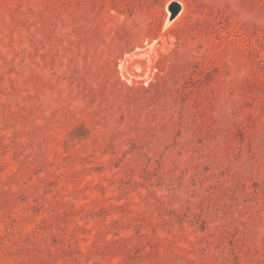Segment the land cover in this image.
Instances as JSON below:
<instances>
[{
  "label": "rangeland",
  "instance_id": "1",
  "mask_svg": "<svg viewBox=\"0 0 264 264\" xmlns=\"http://www.w3.org/2000/svg\"><path fill=\"white\" fill-rule=\"evenodd\" d=\"M0 264H264V0H0Z\"/></svg>",
  "mask_w": 264,
  "mask_h": 264
},
{
  "label": "water",
  "instance_id": "2",
  "mask_svg": "<svg viewBox=\"0 0 264 264\" xmlns=\"http://www.w3.org/2000/svg\"><path fill=\"white\" fill-rule=\"evenodd\" d=\"M170 11L172 12V19H175L182 11V4L177 1L173 2Z\"/></svg>",
  "mask_w": 264,
  "mask_h": 264
}]
</instances>
